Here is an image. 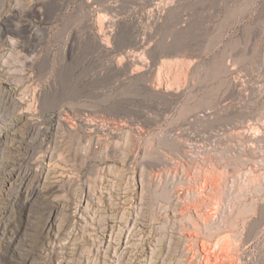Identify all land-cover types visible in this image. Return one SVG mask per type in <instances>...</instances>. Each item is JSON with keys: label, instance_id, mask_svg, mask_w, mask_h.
<instances>
[{"label": "rangeland", "instance_id": "rangeland-1", "mask_svg": "<svg viewBox=\"0 0 264 264\" xmlns=\"http://www.w3.org/2000/svg\"><path fill=\"white\" fill-rule=\"evenodd\" d=\"M7 122L0 264H264V0H0Z\"/></svg>", "mask_w": 264, "mask_h": 264}, {"label": "bare ground", "instance_id": "bare-ground-1", "mask_svg": "<svg viewBox=\"0 0 264 264\" xmlns=\"http://www.w3.org/2000/svg\"><path fill=\"white\" fill-rule=\"evenodd\" d=\"M102 22V21H101ZM100 22V27L102 28L103 27V23H101ZM170 71V70H169ZM166 72H168L167 70H166ZM165 72V73H166ZM164 73V74H165ZM170 73V72H169ZM168 73V74H169ZM167 74V75H168ZM169 77H170V75H169ZM166 78V77H165ZM4 79H6V78H4ZM172 80V78H169V81H168V83H170V81ZM4 82H6V81H4ZM6 83H9V85H11V86H16V85H14L13 83H10V82H6ZM15 83V82H14ZM8 123V122H7ZM9 125H11V122H10V124L8 123V124H6L4 127H1L0 128V145H3L4 146V149H5V153H4V155H5V157H4V159H3V162H5V166H8V168H6V170L5 169H3L2 168V170H3V172L2 173H4V175L7 177V180H9L10 179V177H12L13 176V171H14V165H15V162L18 160V158H16L17 157V149H18V146H16L15 145V136L17 135L16 133H15V131L14 132H12L13 130H11V129H9ZM2 126V125H1ZM8 127V128H7ZM13 129V128H12ZM26 142V141H25ZM19 143V142H18ZM22 144H23V142H22ZM23 147H24V145H23ZM20 149V148H19ZM18 149V150H19ZM19 153V152H18ZM20 158V157H19ZM1 171V170H0ZM1 175V174H0ZM9 182L10 181H7V183L9 184ZM201 191V190H200ZM4 195V194H3ZM1 196V195H0ZM1 198V197H0ZM4 200V199H3ZM1 201V200H0ZM4 203V202H3ZM2 209H3V206H2V204H0V214L2 213ZM196 209V208H195ZM187 211V210H186ZM199 214L201 215V212H199ZM200 217V216H199ZM207 217V216H206ZM206 219V218H205ZM206 226V225H205ZM208 226V225H207ZM211 226V225H210ZM205 250V249H204ZM207 251L209 252L210 250L209 249H207ZM204 252H206V250L204 251ZM205 258V260L206 261H209L210 260V254H208V256H206V257H204Z\"/></svg>", "mask_w": 264, "mask_h": 264}]
</instances>
